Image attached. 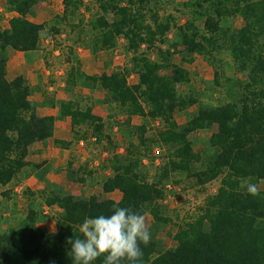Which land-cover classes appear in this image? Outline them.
Listing matches in <instances>:
<instances>
[{
	"label": "trees",
	"instance_id": "trees-1",
	"mask_svg": "<svg viewBox=\"0 0 264 264\" xmlns=\"http://www.w3.org/2000/svg\"><path fill=\"white\" fill-rule=\"evenodd\" d=\"M5 1L15 15L9 27L0 29V186L10 184L29 166L31 146L53 139L55 132V118L36 112L26 79H8V50L28 53L40 47L44 26L29 16L41 0ZM82 1L64 0L65 6L76 12ZM94 1L103 13L90 22L94 50H112L119 38H125L134 56L130 71L103 73L89 80L129 117L161 122L158 137L169 149L168 160L158 178L149 179L142 163L148 151L147 129L134 128L138 144L131 141L126 155L109 161L111 172L102 183L105 194L118 192L120 200L62 191L43 193L46 206L61 210L57 230L39 227L40 214L29 209L17 227L0 232V264H72L66 238L81 235L78 229L85 218L111 214L116 206L131 207L143 215L150 212L155 224L168 223L160 215L159 202L165 197L172 172L192 174L200 185L221 177V185L199 217L178 227L173 248H161L152 235L147 246L141 244L143 257L138 264H264V192L253 197L242 187L245 180L264 182V0H192L193 18L176 27L175 39L162 62L152 60L141 49L143 45L169 43L173 17L162 21L154 12L153 24L146 25L143 12L151 0ZM237 19L244 24L233 30L228 24ZM171 50L182 52L183 62L189 59L192 63L197 56L210 64L219 61L244 79L230 77L239 89L230 91L228 102L204 103L191 94L181 95L178 86L190 84L191 73L172 62ZM162 54L160 50L157 56ZM222 54L229 61L219 58ZM132 73L134 83L129 81ZM190 107L196 111L179 125L176 111ZM59 112L74 129L91 127L93 136L101 140L104 124L91 108L83 110L68 101L60 102ZM129 124L130 120L126 121ZM199 131H212L202 153L195 151L191 140ZM195 164L203 167L193 172ZM93 264H103V257Z\"/></svg>",
	"mask_w": 264,
	"mask_h": 264
},
{
	"label": "rangeland",
	"instance_id": "rangeland-1",
	"mask_svg": "<svg viewBox=\"0 0 264 264\" xmlns=\"http://www.w3.org/2000/svg\"><path fill=\"white\" fill-rule=\"evenodd\" d=\"M191 2L192 0H151V4L143 12L146 15V25L153 24L154 12L158 13L162 21L173 17L175 25L169 34V43L143 45L141 53L162 62L166 50L175 39L176 27L193 18ZM82 3L80 10L76 12L72 6L68 9L64 0H41L29 16L32 22L44 26L39 49L28 53L8 50V79L13 80L18 76L26 79L31 89L30 100L36 112L40 116L55 118V132L53 139L31 146L27 158L29 166L10 184L0 186V232L17 227L31 208L40 214L39 227L48 232L56 231L61 210L46 206L43 193L62 191L75 196H96L119 201L120 193L105 194L102 183L111 172L109 161L115 156L126 155L131 141L138 144L134 132L136 127L146 126L147 129L145 138L148 140V151L145 152L142 163L148 178H158L168 160L169 149L162 145L158 137L162 129L161 122L139 116L129 117L118 105L109 103L106 93L89 80L90 77L103 73L130 71L134 55L125 38H119L112 50L95 51V34L90 22L103 16V13L94 0H83ZM14 15L6 1H1L0 29L9 27V21ZM108 18L111 19L112 15ZM243 24L242 19H237L228 26L234 30ZM196 25L201 26V23ZM160 50L163 54L159 57L157 55ZM171 54L174 64L181 65L191 73V83L179 85V93L191 94L201 102L219 104L230 101V91L239 89L237 81L235 84L229 80L230 77L240 81L244 79L219 61H213L212 65L203 57L197 56L194 62L189 63V59L182 61V52L175 53L171 50ZM219 58L224 62L229 61L223 54ZM215 72L219 75H215ZM135 78L132 73L130 83H134ZM68 101L74 102L83 110L91 108L93 114L102 119L104 132L101 140L93 136L91 127L74 129L71 121L61 116L60 102ZM195 111L196 107H190L184 112L176 111L177 123L185 124ZM128 120L129 126L126 125ZM211 134L212 131H199L191 135L197 153L207 150ZM60 142L67 146H62ZM202 167L201 164H195L193 172ZM221 179L220 177L200 185L192 174H170L165 197L159 202L160 215L169 222L155 224L150 212L145 215L151 236H155L161 248L170 249L176 245L174 238L178 227L202 214L208 199L217 193ZM258 185L260 191L264 192V182Z\"/></svg>",
	"mask_w": 264,
	"mask_h": 264
},
{
	"label": "clouds",
	"instance_id": "clouds-1",
	"mask_svg": "<svg viewBox=\"0 0 264 264\" xmlns=\"http://www.w3.org/2000/svg\"><path fill=\"white\" fill-rule=\"evenodd\" d=\"M242 187L250 196L260 194L256 183L245 180ZM78 230L79 237L66 238L72 264H93L100 257L103 264H138L143 257L141 244L147 246L152 239L145 215L131 207L116 206L111 214L85 218Z\"/></svg>",
	"mask_w": 264,
	"mask_h": 264
}]
</instances>
